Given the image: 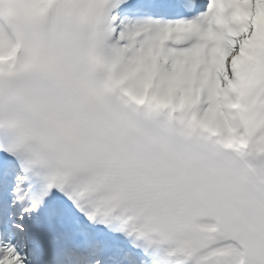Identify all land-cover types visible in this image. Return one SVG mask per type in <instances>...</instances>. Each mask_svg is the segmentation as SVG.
<instances>
[{"label":"snow or ice","instance_id":"6c2138e0","mask_svg":"<svg viewBox=\"0 0 264 264\" xmlns=\"http://www.w3.org/2000/svg\"><path fill=\"white\" fill-rule=\"evenodd\" d=\"M0 264H264V0H0Z\"/></svg>","mask_w":264,"mask_h":264}]
</instances>
